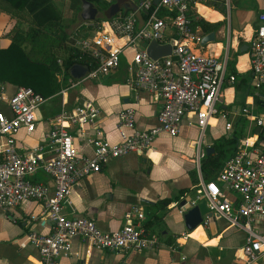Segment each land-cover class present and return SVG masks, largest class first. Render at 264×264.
<instances>
[{
  "label": "built area",
  "instance_id": "1",
  "mask_svg": "<svg viewBox=\"0 0 264 264\" xmlns=\"http://www.w3.org/2000/svg\"><path fill=\"white\" fill-rule=\"evenodd\" d=\"M205 1L160 0L155 5V0L134 3L126 0L118 14L97 25L92 37L77 41L76 45L98 63V68L89 71L84 80H99L111 74L120 68L122 57L127 58L129 84L162 101L157 126L139 130L135 108L127 106L119 114L120 142L113 143L105 138L100 127L96 126L92 134H87L86 127L96 125L101 119V109L96 104L86 101L72 110L63 107L47 133L52 155L47 158L41 149L22 152L17 140L22 130L28 135L35 132L37 112L47 99L26 87L17 88L7 99L12 117L0 112V212L10 215L27 201L40 204L41 215L53 223L49 234H29L41 264H59L63 258L71 257L76 238L88 241L94 249L110 252L142 253L160 244L158 237L145 227L146 216L141 208L136 207L128 213L126 225L114 232H103L94 219L75 216L73 211L69 214L67 208L71 206L73 189L81 180L101 172L110 160L148 153L162 134L176 137L190 114L196 116L201 130L196 142L197 164L201 166L205 157L203 138L212 118L220 114L223 87L227 81H236V76L230 72L229 47L222 55L213 56L197 53L191 46L193 42L200 44L202 38L192 30L189 13ZM162 9L176 15L161 18ZM143 15L145 19L140 23ZM171 25L175 28L174 38L161 43ZM153 40L170 44L171 55L152 59L147 46ZM128 52L131 55H127ZM249 52L251 71L264 86V10L259 14L258 25L249 42ZM254 119L264 130V117ZM231 128L228 124L227 130ZM80 138L92 148V155L80 153L76 145ZM40 172L52 181L53 190L33 180ZM200 185L199 193L206 200L209 211L246 232L239 257L243 264L264 260V235L253 227L255 218L264 216V148L255 157L237 153L225 163L215 181L201 180ZM228 193L234 194L236 201L230 200ZM189 205L196 206V201ZM179 212L183 215L185 209L180 208Z\"/></svg>",
  "mask_w": 264,
  "mask_h": 264
},
{
  "label": "crops",
  "instance_id": "2",
  "mask_svg": "<svg viewBox=\"0 0 264 264\" xmlns=\"http://www.w3.org/2000/svg\"><path fill=\"white\" fill-rule=\"evenodd\" d=\"M224 1L226 14L212 7L210 0L199 5L195 11L207 22L225 24L214 31L215 42L204 46L201 43H191L194 51L220 56L229 47L231 61L235 62V70L239 76L235 83H225L222 104L219 105L220 114L210 121L202 147L206 155L207 149L213 148L215 141L233 139L236 141V149L231 152V157L241 152L255 157L264 148V130L254 119L264 117V86L259 84L251 71L249 42L258 25L259 14L264 10V0ZM206 4L208 5L204 6ZM200 7H207L212 12L202 15ZM144 19V15L141 16L140 23ZM20 26L29 28L28 23L20 22L8 12L0 15L3 48L11 44L13 34ZM88 26L93 25L87 24L86 28ZM95 30L88 29V36L82 38L92 37ZM195 33L202 39L210 34L204 33L200 27ZM174 35L175 28L171 25L164 39H173ZM223 38L228 39V47L223 46L220 41ZM140 46L143 47L144 43ZM127 55H131V52ZM58 63L62 64V60L59 59ZM58 78L62 84L63 74H58ZM129 79L128 60L123 56L120 68L112 72L110 78L103 77L101 81L83 79L75 81L68 88H62L60 93L48 98L37 112L35 132L28 135L22 130L18 134L20 150L30 153L41 149L47 158L51 157L47 133L52 128L54 118L61 113L63 107L72 110L86 101L96 104L102 114L96 125L86 127L88 135L97 126L104 131L105 138L110 142H120L117 129L119 114L127 106L135 108L139 130L157 126L162 101L148 92L134 88L129 84ZM73 84L75 87L72 88ZM17 88L10 84L0 85V112L8 118L12 114L7 99ZM228 124H231V130H227ZM72 130L75 131V128ZM200 136L196 116L190 114L176 137L162 134L148 153L129 154L110 160L101 172L84 178L73 189L71 206L67 208V212L71 214L73 211L75 216L94 219L103 232L120 230L126 225L125 216L134 208H141L146 216L144 224L151 223L148 232L159 239L157 248L142 253L110 252L94 249L88 241L76 238L72 256L63 258L59 264H243L239 257L242 256L240 250L246 242V232L209 211L206 200L199 193L201 186L198 190H193L194 171L198 173L199 183L204 180L201 166L197 164L196 142ZM76 145L81 154L92 155V148L84 138L78 139ZM214 152L215 150L212 153ZM33 180L44 183L53 190L52 181L44 173H38ZM184 189H191L185 199L173 200L150 212L149 206H156L163 199L175 197ZM227 196L232 201L237 199L232 193ZM184 200L188 204L196 201L205 218L204 224L194 231L186 228L183 215L179 212ZM201 202L204 203L203 206L200 205ZM10 215L11 217L0 212V264H41L38 251L29 241V234H49L53 223L41 215V206L34 201L22 203ZM253 227L256 232L264 235V216H257ZM167 234L175 238L174 245H169L166 238H163ZM254 264H264V260Z\"/></svg>",
  "mask_w": 264,
  "mask_h": 264
},
{
  "label": "trees",
  "instance_id": "3",
  "mask_svg": "<svg viewBox=\"0 0 264 264\" xmlns=\"http://www.w3.org/2000/svg\"><path fill=\"white\" fill-rule=\"evenodd\" d=\"M56 1L63 0H0V15L3 12H8L20 22L29 24L28 29L19 27L15 30L11 44L7 48L2 47L0 35V85L10 84L18 88H31L48 99L76 81L70 72L74 66H85L89 71L98 68V63L91 54L70 41L67 25L64 23L63 14L57 7ZM87 1L93 3L98 10L104 13V17L98 19L99 24L97 25L108 20L106 13L113 5L114 0ZM70 2L72 11L78 13L82 11V0H70ZM210 5L226 14V11H223V8H226L224 0H210ZM200 12L203 15L212 12V10L200 7ZM175 15V12L170 13L165 9H162L159 14L161 18L174 17ZM189 17L194 32L200 27L204 33L208 34L217 31L225 24L224 22H207L195 11H191ZM96 26L87 28L94 30L97 28ZM85 28L86 26L82 25L78 31ZM170 40V38L167 41L164 39L161 40V43ZM59 59L62 60V64L58 63ZM229 66L231 74L238 79L235 62L231 61ZM58 74H63L62 84L59 82ZM235 144L236 141L233 139H222L213 143L215 152L210 155L206 154L201 161V173L206 182L216 180L225 163L230 159L231 152L236 149ZM192 179L195 187L193 190H198L201 185L196 171L192 173ZM190 191L191 189L180 190L175 197L163 199L156 206H149L150 212L170 204L173 200L185 199ZM8 216L11 217L9 214ZM150 225V222L146 223L145 227L149 230ZM163 238H166L169 245L175 244V238L171 234H167Z\"/></svg>",
  "mask_w": 264,
  "mask_h": 264
},
{
  "label": "water",
  "instance_id": "4",
  "mask_svg": "<svg viewBox=\"0 0 264 264\" xmlns=\"http://www.w3.org/2000/svg\"><path fill=\"white\" fill-rule=\"evenodd\" d=\"M126 0H118L115 4H113L107 11L106 17L108 19H111L113 16L118 14L122 9V4L125 3ZM132 3L136 2L137 0H130ZM160 0H155V5L159 3ZM82 14L81 18L86 23L95 22L97 20V16L99 13L98 8L91 2L87 0H82ZM122 5V6H121ZM128 10V8L126 9ZM215 42V33L212 32L208 35H206L202 41L201 45H206ZM246 49L248 50V46H246ZM243 52V51H242ZM147 53L148 55L154 59L159 60L164 57H167L171 55L172 53V46L170 44H161L160 42L153 40L149 43L147 46ZM71 76L76 81H81L86 78L89 69L85 66L76 65L71 69ZM62 74H60L61 76ZM111 77V74H108L104 77V79H108ZM214 151L213 148L207 149V155H210ZM180 208H184L185 212L183 214V219L185 221V226L189 231H194L199 226L204 224V215L201 211V208L199 205L196 206H190L186 200L182 201L180 204Z\"/></svg>",
  "mask_w": 264,
  "mask_h": 264
},
{
  "label": "rangeland",
  "instance_id": "5",
  "mask_svg": "<svg viewBox=\"0 0 264 264\" xmlns=\"http://www.w3.org/2000/svg\"><path fill=\"white\" fill-rule=\"evenodd\" d=\"M117 1L118 0H114V3L113 4H115ZM56 2L55 3L57 5V7H59L60 11L63 14L64 23L67 25V31L70 34V41L73 42L74 45H76L77 44V41L80 38H82L83 36H88V34H86V32L88 31L86 28L83 29V30L78 31V28L80 26H82V25L87 26V24L93 25V26L95 25L96 26L97 24H99L98 19H102L104 17V13H102L99 10V13H98V16H97V20L95 22L86 23L81 18L82 11H79V13L72 11V9L70 8V5H71L70 0H63V1H60V2H58V1H56ZM122 5H125V3H123ZM207 5L208 4H206L204 6H207ZM81 8H82V6H81ZM223 11H225V8L223 9ZM21 28L27 29V27H21ZM76 33L79 34V36L76 35ZM220 41H222L223 46L228 47V39L227 38L220 39ZM101 80H103V78H100L99 79V81H101ZM200 205L203 206L204 203L201 202Z\"/></svg>",
  "mask_w": 264,
  "mask_h": 264
},
{
  "label": "bare ground",
  "instance_id": "6",
  "mask_svg": "<svg viewBox=\"0 0 264 264\" xmlns=\"http://www.w3.org/2000/svg\"><path fill=\"white\" fill-rule=\"evenodd\" d=\"M200 5H202V4H200ZM226 9V8H225ZM114 17V16H113ZM89 73V72H88Z\"/></svg>",
  "mask_w": 264,
  "mask_h": 264
}]
</instances>
